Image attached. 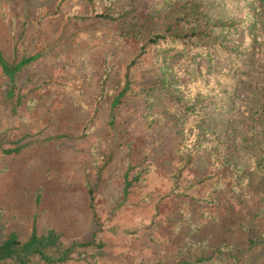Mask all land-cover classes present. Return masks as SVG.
Listing matches in <instances>:
<instances>
[{
    "label": "rangeland",
    "instance_id": "1",
    "mask_svg": "<svg viewBox=\"0 0 264 264\" xmlns=\"http://www.w3.org/2000/svg\"><path fill=\"white\" fill-rule=\"evenodd\" d=\"M260 1L202 3L209 18L238 21L235 38L247 35L260 49V23L253 30L247 25L259 19ZM109 3L120 12L145 5L0 0V55L6 61L33 55L12 83L0 69V238L9 231L24 234L32 224L59 230L64 240L99 229L102 250L90 247L95 254L65 264H229L219 258L243 247L250 227L264 228V177L258 170L250 181L247 160L240 167L200 146L188 152L178 116L162 104L163 91L141 90L125 105L107 107L138 43L92 17ZM159 58L148 50L129 74L141 86L156 84ZM57 135L65 136L52 138ZM14 146L16 152H1ZM102 163L94 222L86 183L96 187ZM124 177L131 180L125 194ZM216 247L221 253L212 259H193ZM241 262L264 264V247H254Z\"/></svg>",
    "mask_w": 264,
    "mask_h": 264
},
{
    "label": "trees",
    "instance_id": "2",
    "mask_svg": "<svg viewBox=\"0 0 264 264\" xmlns=\"http://www.w3.org/2000/svg\"><path fill=\"white\" fill-rule=\"evenodd\" d=\"M89 1L97 3V0ZM132 1H144L145 5L120 12L121 8L109 3L92 15L112 24L117 37L138 42L137 53L130 58L121 79L107 96V107L114 110L125 105L142 91H163L162 104L168 109L171 107L178 116L181 146L188 152L200 146L224 164L241 167L249 161L248 179L252 181V173L258 170L264 177V44L256 49L247 35L237 40L235 30L239 22L209 18L202 0ZM259 3V19L252 18L247 25L253 30L260 23L259 36L264 40V0ZM151 49L161 56L158 59L161 75L156 84L145 87L129 74V68L138 64L141 55ZM32 57L21 54L17 59L6 61L0 55V69L12 83L16 71ZM11 94L12 89L8 87L5 97L10 98ZM17 150L18 146H14L1 152ZM189 159L190 154H186L185 163ZM105 166L102 163L96 168V187L86 183V206L94 222L95 192L103 182ZM130 183L124 177V194ZM98 231L92 229L88 235L71 240H64L59 230H37L34 224L24 234L9 231L0 238V264H65L87 258L95 254L90 247L102 250ZM257 246L264 247V228L257 232L250 227L245 245L231 248L219 259L229 264L242 263V258ZM220 253L216 247L194 254L193 259L207 261Z\"/></svg>",
    "mask_w": 264,
    "mask_h": 264
}]
</instances>
